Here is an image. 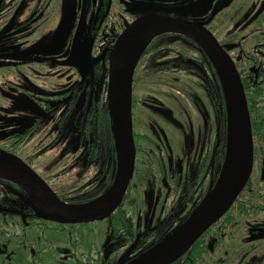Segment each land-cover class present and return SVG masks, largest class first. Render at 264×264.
Returning <instances> with one entry per match:
<instances>
[{
    "label": "flooded vegetation",
    "instance_id": "1",
    "mask_svg": "<svg viewBox=\"0 0 264 264\" xmlns=\"http://www.w3.org/2000/svg\"><path fill=\"white\" fill-rule=\"evenodd\" d=\"M228 2L214 0L217 7ZM141 3L151 9L141 12ZM91 5L89 0H0V102L4 105L0 120L4 121L3 124H11L8 129L0 131L8 144L11 143V152L0 148V160L12 161L15 158L13 155H16L13 151L16 150L22 155V162L38 173L33 163L48 152L53 158L59 144H64L61 131L69 129L64 150L72 151L76 140L78 146L82 145L85 159L89 162L99 157L103 149L109 157L107 171L117 170V153L116 157L113 156L116 150L110 148L106 139L96 140L94 133L99 129L98 122L101 123L103 115L107 116L109 111L108 68L114 43L130 23L148 14L166 15L205 27L231 59L232 50L237 49L239 58L252 62L246 69L235 65L241 82L252 96L260 92L255 105L264 109V101L260 100L264 95V0L239 6L229 17L232 26L227 33L241 35L236 43H221L208 22L210 20L200 21L191 17L202 14H197L202 11L198 4L187 7V13L179 11L181 8L175 10L151 2L146 4L144 0H95ZM132 11L134 16L128 14ZM122 13L126 16L124 22L120 20ZM118 28L120 30L117 31ZM177 35L181 41L198 46L187 37ZM161 36L149 43L133 73L131 120L134 166L121 204L106 219L78 224L58 223L44 218L40 207L28 195L22 200L0 204V222L5 228L0 232L3 241L0 247L4 246L10 252L7 264H24L26 254L35 264H61L58 257H64L65 253L70 255L71 248L66 238V244L60 246V250H54L51 246L53 233L63 232L65 226L78 228L100 222L110 228L103 235L100 246H92L87 237L86 245L82 246L90 257L94 254L91 263L96 264V255L105 258L103 248L107 245V250H111L108 258H113L109 259V263L126 264L170 235L211 194L226 151L222 139L225 138L226 146V133L225 137L221 134L219 139V79L202 50L204 60L195 64L187 60L182 52L155 62L154 47ZM251 40L250 47L246 50L241 48V43L246 45ZM75 59H78L77 63ZM199 63H204L206 68L200 67ZM187 64L201 74L200 85L204 91L208 89L213 118L211 126L207 125L195 135L192 130H188L190 136L187 135L185 127L181 126L182 148L175 152L167 139L172 111L157 98L145 94L142 86L148 85L151 78L154 79L150 83H155L160 74L165 76L170 66L183 71ZM75 110L79 115H75ZM255 117L258 122L255 127L257 133L252 136V171L244 189L230 209L171 264H264V246L255 251L250 244L251 241H264V112ZM110 137L112 145L113 137ZM40 177L48 184L46 178ZM114 182L110 184L109 193ZM0 183L15 185L1 179ZM48 186L63 202L87 205L85 208H93L109 196L108 193L92 205L104 188L89 197L74 200L64 198L50 184ZM242 196L245 197L242 199ZM47 223L59 228L56 230ZM166 225L173 229L164 236L160 228ZM32 233L37 238L34 243H41L39 235L46 242V245L41 243L40 248L36 247L39 253H34V246H30L34 245ZM27 246L30 247L26 250ZM72 262L64 264H84L80 259ZM104 262L105 259L99 264Z\"/></svg>",
    "mask_w": 264,
    "mask_h": 264
},
{
    "label": "water",
    "instance_id": "2",
    "mask_svg": "<svg viewBox=\"0 0 264 264\" xmlns=\"http://www.w3.org/2000/svg\"><path fill=\"white\" fill-rule=\"evenodd\" d=\"M163 33L187 37L201 48L213 64L224 98L226 151L217 183L196 211L170 235L126 264H171L179 259L230 209L250 178L253 138L241 78L232 59L205 27L166 15L148 14L135 19L117 37L109 58L108 109L113 123L118 168L113 188L101 204L93 208L67 204L21 160H0V179L35 194L47 207H40L44 218L58 223L78 224L109 217L121 204L133 174L131 84L134 69L149 43ZM75 60L77 63L78 59Z\"/></svg>",
    "mask_w": 264,
    "mask_h": 264
},
{
    "label": "rangeland",
    "instance_id": "3",
    "mask_svg": "<svg viewBox=\"0 0 264 264\" xmlns=\"http://www.w3.org/2000/svg\"><path fill=\"white\" fill-rule=\"evenodd\" d=\"M95 0H89L90 5L94 3ZM252 1L256 2L257 0H229L226 5L220 4L218 7L214 3V0H144V3L147 2L158 4L160 7H169L175 10L181 8L184 13L188 12L187 7L198 4L202 7V11L197 13L201 14L197 16H191L197 20H210L208 22L211 23L213 26L212 30L218 37L221 43L224 42H233L236 43L238 38L241 36H236L232 34H228V30L232 26L231 19L229 18L232 13L240 6L244 7L252 3ZM260 1V0H259ZM162 3V4H161ZM225 3V2H223ZM185 4V6H184ZM92 6V5H91ZM140 11L145 13L148 6L141 3ZM90 7V6H89ZM185 7V8H184ZM171 9V10H173ZM138 11V10H137ZM174 11V10H173ZM148 12V11H147ZM127 13V12H125ZM134 11L132 13H128L134 16ZM212 13L211 16H207V14ZM124 14L122 13V22H124ZM130 18V17H129ZM124 26V25H123ZM123 26L121 29H123ZM120 28L117 29V31ZM245 33V32H244ZM243 33V34H244ZM163 36L160 37V40L157 42L156 46L154 47L155 50V62H161L166 58H172V55L175 52H182L186 57L187 60L194 63L195 62H202L204 60L203 56L201 55V49L199 46L194 45L188 41H181L177 34L175 33H163ZM245 36V35H244ZM193 42V41H192ZM252 40L246 42V45H242L241 48L246 50L248 47L251 46ZM231 53L232 61L234 65H237L239 69H246L252 65V62L247 60H242L237 56V49H233ZM235 56L237 60L235 59ZM200 67L206 68L204 63H199ZM168 73L165 76L160 74L158 79H155V83H150L154 78L149 80L148 85L142 86L143 90H145V94L150 95L151 97L157 98L161 103L165 104L166 107H169L172 111L170 117V129L167 130V139L170 142L171 149L175 152H179L182 148V136H181V126L185 127L187 131V135L190 136L189 131L197 133L200 130H204L208 126H211L213 112L211 110V105L209 102V92L208 89L204 91L200 85L199 76L201 74L197 72L194 68H191L188 64L186 65V69L181 71L178 70L177 67L170 66ZM172 74V75H170ZM198 79V82L196 81ZM143 84V82H142ZM98 93V92H97ZM258 98H256V101ZM260 100L264 101V95L261 96ZM1 101V100H0ZM255 101V102H256ZM2 106H4L0 102V111L3 110ZM256 110L258 113H263L264 109L260 105H255ZM75 115H79L78 110H75ZM77 120V117H74ZM3 120H0V131L6 130L9 128L11 124H3ZM177 123V125H176ZM49 125V124H47ZM180 125V126H179ZM218 126H219V139L225 137L227 124H226V117L224 115V111L222 109L220 98L218 100ZM17 127V126H15ZM189 130V131H188ZM70 134L69 129H65L62 133V142L66 144L67 136ZM223 139V138H222ZM76 140L73 143L72 151L64 150L63 145L59 144L57 150V154L52 158L51 152H48L41 156L39 161H35L33 163V168L38 171V175L42 176L44 179L46 178L48 184H50L57 194H61L66 199H79L84 197H89L93 193L101 190H104L98 194L95 200L92 202V205H95L97 202H100L104 199L110 190V184L116 179L117 170L111 169V172H108V164H109V157L107 153H103V149L100 152V156L96 157L95 159L87 162L85 159L82 145L78 146L76 144ZM11 144V143H10ZM8 144V140L3 138L2 133L0 132V148L7 149L10 151L11 145ZM11 152V151H10ZM13 155L15 158L22 161V155L15 151H13ZM71 155V156H70ZM222 171V165L220 167L219 175ZM108 172V173H107ZM254 173L252 174V178ZM219 178V176H218ZM255 185V184H254ZM257 189V188H256ZM28 194L26 190L21 189L16 185H10L7 183H0V204L6 205L7 202L11 200H22L28 198ZM242 196L241 198L243 199ZM82 208L87 207V205L80 206ZM262 217V215H259ZM46 225L50 227H54L56 230L59 226H55L54 224L47 223ZM65 229L62 230L63 232L56 231L53 233L51 246H53L54 250H60V246L66 244V238L68 244L70 245L69 248L71 254H63L64 257H58V260L61 264L68 262H72L73 260L80 259L83 261L84 264H92L91 259L87 252H85L82 246L86 245L85 238L90 241L91 245L93 246H100L102 243L103 235L110 228L106 227L104 222L100 223H93L90 225H80L78 228L74 226H65ZM173 227L166 225L164 228H160V231H164L163 234L166 236ZM5 230L0 222V232ZM42 234V231H39ZM1 234V233H0ZM32 233V242H36L37 238L33 236ZM68 234V235H66ZM162 233H160L161 235ZM37 235V234H36ZM20 238V237H19ZM38 239L43 245H46L45 240L41 235H39ZM65 238V239H64ZM38 241V242H39ZM0 242L2 243V239L0 238ZM41 243H34L30 244V246H34L32 249L34 253H39L40 251L36 248L42 245ZM88 243V241H87ZM110 245L112 243H109ZM251 246L255 247V251H259L264 246V241H251ZM78 246L75 248V246ZM27 246L26 250L30 247ZM257 246V247H256ZM40 248V247H39ZM75 248V249H74ZM109 246H105L103 248L104 255H96L97 258L96 264L102 262L105 259L103 264H110L108 258L110 256L111 250H107ZM43 250V248H41ZM51 250V249H50ZM4 246L0 247V264H7V259L10 252H7ZM36 251V252H35ZM32 251H30V254ZM33 253V254H34ZM51 253V252H49ZM14 254V253H12ZM57 255L59 254L56 253ZM133 255V254H132ZM236 255V253H235ZM43 256V255H40ZM89 256V257H87ZM26 260L24 264H35L30 262L29 254H26ZM115 258V257H114ZM68 259V260H67ZM258 259V258H256ZM4 262V263H3ZM75 263V262H72ZM41 264V263H40Z\"/></svg>",
    "mask_w": 264,
    "mask_h": 264
},
{
    "label": "trees",
    "instance_id": "4",
    "mask_svg": "<svg viewBox=\"0 0 264 264\" xmlns=\"http://www.w3.org/2000/svg\"><path fill=\"white\" fill-rule=\"evenodd\" d=\"M226 47H228V46H226ZM213 70L215 71L214 68H213ZM218 83H219L220 103H221L222 109L224 111V115L226 117L223 93H222L220 82L218 81ZM242 84H243V81H242ZM243 89H244L246 100H247L248 111H249V115H250L251 132H252V136H253V135H255L257 133L255 127H256V123L258 122V120H257V118L255 116H259V113H258V111L255 108V101H256V98H258L260 92L257 91L256 93L253 94L254 96H252V94L249 93L248 88H247V86L245 84H243ZM97 126L99 127V129H97L95 131V133H94L95 137H96V140H98L100 138L101 139H106L108 141V143H110V148H113V149L116 150L113 123H112V118H111V115H110L109 111H108L107 116H105V114L103 115V121L101 123L98 122ZM110 134L113 137L112 138L113 139L112 145H111V137H110L111 135ZM223 140H224L223 147L225 148L226 147L225 146V138H223ZM113 156L116 157V152H114ZM220 159H221L220 162H222V159H223V154L222 153H221ZM86 201L87 200H83L82 202H86ZM75 203H79V202L76 201Z\"/></svg>",
    "mask_w": 264,
    "mask_h": 264
},
{
    "label": "bare ground",
    "instance_id": "5",
    "mask_svg": "<svg viewBox=\"0 0 264 264\" xmlns=\"http://www.w3.org/2000/svg\"><path fill=\"white\" fill-rule=\"evenodd\" d=\"M28 196L30 197V200L33 201L36 205H38L41 208L47 209V207L43 204V202L33 193L27 192Z\"/></svg>",
    "mask_w": 264,
    "mask_h": 264
}]
</instances>
